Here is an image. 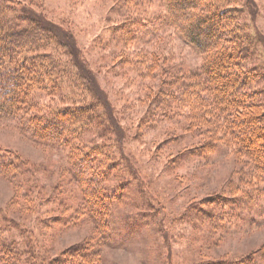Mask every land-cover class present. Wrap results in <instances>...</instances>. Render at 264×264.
<instances>
[{"label": "rangeland", "instance_id": "1", "mask_svg": "<svg viewBox=\"0 0 264 264\" xmlns=\"http://www.w3.org/2000/svg\"><path fill=\"white\" fill-rule=\"evenodd\" d=\"M3 1L17 13L24 8L41 16L58 30L67 44L60 55L69 59L67 50L74 49L77 64L104 102L101 108L106 116L110 115L112 122L107 124L114 131L111 151L105 150L123 158L119 169L125 171L122 179L129 181V188L126 194L120 187L112 195V232L92 264H264V170L260 163L234 146L215 117H197L191 104L166 116L161 104L149 100L171 75L204 77L202 54L164 23L163 1ZM241 1L244 21L255 41L253 65L263 72L258 86L264 89V0ZM124 21L144 33L122 45L117 31ZM152 28L154 32L148 34ZM138 50L147 56L144 67L135 70L119 64L121 54L134 58ZM39 98L43 110L61 103L55 94ZM17 129L0 125V147L28 163L31 192L19 197L13 183L0 177V210L14 220L10 233L21 248L31 237L42 252L37 258L40 263L42 255L49 258L93 239L94 230L80 220V214L75 218L79 223L68 222L77 205L65 160L68 151L35 143ZM210 134H215L214 140ZM103 138L87 132L80 143L102 144ZM228 192L246 193L249 203L238 207L228 203L203 226L195 227L188 220L191 206L204 197Z\"/></svg>", "mask_w": 264, "mask_h": 264}, {"label": "trees", "instance_id": "2", "mask_svg": "<svg viewBox=\"0 0 264 264\" xmlns=\"http://www.w3.org/2000/svg\"><path fill=\"white\" fill-rule=\"evenodd\" d=\"M162 1L167 11L164 23L202 54L204 77L195 74L187 79L181 74L171 75L157 86L149 100L161 104L166 116L172 117L178 109L191 104L197 117H215L229 133L234 146L247 151L245 154L264 170V89L258 86L263 72L253 65L257 54L249 25L244 21V3L241 0ZM132 24L124 21L117 31L122 45L144 33L141 28L133 30ZM57 31L41 16L24 8L17 13L0 0V125L18 128L20 134L35 143L68 151L65 160L76 189L72 196L77 202L72 209L75 215L69 216L68 222L79 223L75 218L80 214V220L83 218V222L92 225L94 236L74 245V250L60 251L49 258L42 255L39 263L37 258L42 252L31 237L21 248L10 233L14 220L0 210V264H92L112 232L109 229L114 203L111 201L115 199L112 195L120 187L126 194L129 188V181L122 179L125 171L119 169L123 158L110 156L105 150L111 151L114 131L107 124L112 122L110 115L107 117L106 110L101 108L104 102L82 73L74 49L67 50L70 60L60 55L67 44ZM153 32L154 28L147 31ZM133 56L121 54L119 64L135 70L144 67L146 54L138 50ZM147 70L151 76L152 69ZM43 94L59 95L61 103L43 110L39 98ZM87 132H96L105 141L80 143ZM250 135H255V139L251 140ZM214 137L215 134H210L209 139ZM213 140L207 141L208 145ZM29 172L23 158L0 147V177L13 183L19 197L31 192ZM228 203L236 207L247 205L249 196L228 192L204 197L198 206H191L192 216L188 220L195 227L203 226ZM223 263L226 262L209 264Z\"/></svg>", "mask_w": 264, "mask_h": 264}]
</instances>
